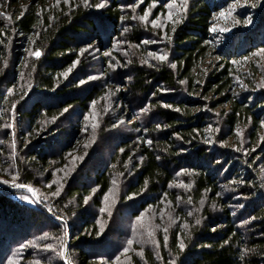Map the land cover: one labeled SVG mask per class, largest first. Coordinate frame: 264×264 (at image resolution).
Here are the masks:
<instances>
[{
    "label": "trees",
    "instance_id": "1",
    "mask_svg": "<svg viewBox=\"0 0 264 264\" xmlns=\"http://www.w3.org/2000/svg\"><path fill=\"white\" fill-rule=\"evenodd\" d=\"M232 1L0 0V178L39 194L0 185V264H264V5L203 68Z\"/></svg>",
    "mask_w": 264,
    "mask_h": 264
},
{
    "label": "rangeland",
    "instance_id": "2",
    "mask_svg": "<svg viewBox=\"0 0 264 264\" xmlns=\"http://www.w3.org/2000/svg\"><path fill=\"white\" fill-rule=\"evenodd\" d=\"M253 4H255V6H253ZM263 5H264V0H233L229 6H227L225 9L221 10V11H226V12L231 10L230 15H228L227 18H221L219 16V13L221 11L214 15V22L211 25L210 30H211V33L215 37H214V40L211 41V45H212V50L217 51V52H216V54H214L210 58L209 61L206 62V64L203 66V68H207L210 65H214V63L218 62V60H219V57H218L219 54L217 55L218 51L221 49V47L224 45V43L227 39H229V40L235 39L233 31H234V29H236L238 27L237 23L239 21H241V22H239V24L242 23V27H250L251 26V24H252L251 20L253 19L254 14L252 16L251 13H245L246 10L251 9L253 11L255 9V7H256V9H258V8L263 7ZM0 13H2V14L5 13L3 8L1 7V4H0ZM239 13L242 15L241 18L238 17ZM236 14H237V16H236ZM9 16H10V14L6 13L5 17H9ZM174 18L175 17H173V19ZM249 20H250V22H248V23L245 22V21H249ZM165 21H168L167 16H166ZM165 21H163V22H165ZM214 27L216 29L215 31H213ZM22 41L23 42H21V43H23V47H25L27 45V41H25V39H23ZM253 60L256 61V63L259 65V73L255 77L256 81H258L262 75V74H260V68L262 67L263 68L262 71H264V57L254 55L252 53L251 55L248 56V58L244 62L236 63L235 65L237 67V70H239L240 72H246L247 69L249 68V62H254ZM238 76L239 75H237V77L235 78V83L237 84V87H234L232 89V92L236 93V94H240V93L245 92L246 83H247V81L242 79V77L239 78ZM225 107H226V109L228 108L227 106H225ZM215 111H218V110L215 109ZM235 142H236V138L231 137L229 140H227L226 143H227V146L232 147V145ZM4 180L9 181V183H7V184L12 185L13 180L7 179V178H0V185H7L6 183L2 182ZM25 189L29 193V189L26 187H25ZM34 189L36 190V194H35L36 198H39V194H38L37 189L36 188H34ZM30 197H31V195H30ZM32 200H33V197L31 198V200L27 199V202L30 203ZM67 229H68V226H67ZM67 242H68V239L66 240L65 252L67 251ZM66 263L72 264L68 259H67Z\"/></svg>",
    "mask_w": 264,
    "mask_h": 264
},
{
    "label": "snow or ice",
    "instance_id": "3",
    "mask_svg": "<svg viewBox=\"0 0 264 264\" xmlns=\"http://www.w3.org/2000/svg\"><path fill=\"white\" fill-rule=\"evenodd\" d=\"M64 2L65 3H68V2H70V0H64ZM83 2H84L85 5L88 4V0H83ZM141 2H142V0H141ZM59 3H60V0H57V4H59ZM156 3H157V0H153L152 5H150L149 8L147 10H145V12L142 15L139 16V20L140 21H143L145 23H149L150 22L154 27H162L163 25H162V23H161V21H160L159 18L152 19V20L149 21V17L151 15V9H152V7H155V4ZM95 6L96 7H103V4H97ZM187 6H188V0H170V2L166 5V7L168 9V12H167V20L168 21H171L173 24L180 23L181 22V20H180V14L183 13V12H185L187 10ZM253 6H255V4H253ZM130 7H135V5H131ZM230 12H231V10H229L227 12L226 11H221L219 13V16L221 18H227V16L230 15ZM174 16L176 17V19H173ZM134 19H135V17H134ZM245 22L248 23V22H250V20L249 21H245ZM215 30L216 29L214 27L213 28V31H215ZM172 31L173 32L175 31V28L174 27L172 28ZM165 38L171 39V37L167 36V34H165ZM145 43H151V41H145ZM89 47H91V46H89ZM83 51L84 50H82V52ZM41 54L42 53H41V51L39 49H36L34 51H30L29 52V55L35 56V57H40ZM148 55L154 57L155 59L161 60V61H165L168 58L167 53H153V52H149ZM254 55L264 57V48L258 49L257 52ZM244 59H247V58H244ZM76 63H78V61L73 62V65L71 67H69L63 73V75L65 77H67L68 74L72 71V68L75 67ZM113 67H114V65H113ZM172 67H175V65L173 64ZM90 79H91V77H90ZM80 83L83 84L84 81L81 80ZM181 83H183V81H181ZM8 91H9V93H11L12 92V89H9ZM167 107H171V105H168ZM64 111H67V109H64ZM53 119H55V117H53ZM86 119H88V117H86ZM92 127L95 129L96 127H98V124L97 123H93ZM85 130H87V129H85ZM148 142L151 143V141H148ZM121 151H123V149H121ZM81 158L82 157H77V159H81ZM65 174H67V173H65ZM2 182L3 183H6V184L9 183V181H7V180H4ZM113 183H115V181ZM12 186L13 187H26L34 195L36 194V190L34 188H32L30 185H27V184L19 185V184H16L15 182H13L12 183ZM53 195H59V190H57L56 192H54ZM25 199H28V197H25ZM105 199L106 200L108 199L107 196L105 197ZM189 215H191V213H189ZM143 219H144L143 216L137 217V222L138 223L139 222H142ZM196 223L199 224L200 221L197 220ZM185 227H187V224H185ZM164 231H165V233H167L168 229L165 228ZM154 235H155L154 230H153L152 226L149 225L148 226V236L149 237H154ZM165 241H167V236H165ZM153 242H155V241L153 240ZM134 243H135V241L133 239H129L127 241L128 247H125L124 248V253H128L131 250V246ZM21 247L23 248L24 245H21ZM179 247L181 249H183L185 247V244H184L183 241L180 242ZM44 249L45 250H47V249H55V245H53V244H46V245H44ZM138 254L141 255V256H143L144 250L143 249H140L139 252H138ZM58 255L64 256L65 255L64 250L61 249L59 251ZM101 259H103V258H101ZM116 259H117V261H119L120 258L117 257ZM9 264H18V262L16 260H14L13 258H9ZM35 264H40V261L39 260L35 261Z\"/></svg>",
    "mask_w": 264,
    "mask_h": 264
},
{
    "label": "built area",
    "instance_id": "4",
    "mask_svg": "<svg viewBox=\"0 0 264 264\" xmlns=\"http://www.w3.org/2000/svg\"><path fill=\"white\" fill-rule=\"evenodd\" d=\"M29 194L31 195V198L33 197L34 202L38 203V199L36 198V196L30 191H29ZM59 220L64 221L63 218L61 217H59Z\"/></svg>",
    "mask_w": 264,
    "mask_h": 264
}]
</instances>
